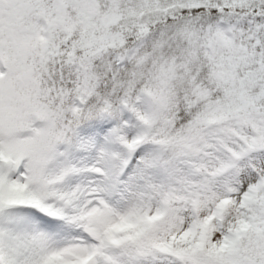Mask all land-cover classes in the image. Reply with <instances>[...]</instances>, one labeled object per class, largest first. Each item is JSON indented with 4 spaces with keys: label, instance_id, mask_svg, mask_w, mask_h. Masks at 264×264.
Listing matches in <instances>:
<instances>
[{
    "label": "snow or ice",
    "instance_id": "1",
    "mask_svg": "<svg viewBox=\"0 0 264 264\" xmlns=\"http://www.w3.org/2000/svg\"><path fill=\"white\" fill-rule=\"evenodd\" d=\"M0 264H264V0H0Z\"/></svg>",
    "mask_w": 264,
    "mask_h": 264
}]
</instances>
